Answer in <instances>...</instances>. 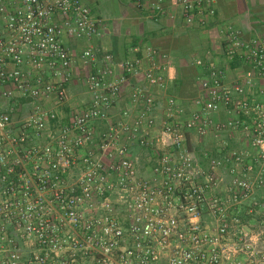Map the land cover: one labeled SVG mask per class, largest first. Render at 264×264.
Masks as SVG:
<instances>
[{
    "label": "built area",
    "instance_id": "1",
    "mask_svg": "<svg viewBox=\"0 0 264 264\" xmlns=\"http://www.w3.org/2000/svg\"><path fill=\"white\" fill-rule=\"evenodd\" d=\"M173 7L197 31L217 18L215 0ZM108 29L83 0H0V264H264V34L222 25V59L195 58L201 93L184 105L172 56L101 55Z\"/></svg>",
    "mask_w": 264,
    "mask_h": 264
},
{
    "label": "crops",
    "instance_id": "2",
    "mask_svg": "<svg viewBox=\"0 0 264 264\" xmlns=\"http://www.w3.org/2000/svg\"><path fill=\"white\" fill-rule=\"evenodd\" d=\"M176 1L169 0L171 10L177 14L176 18L166 17L160 22L150 20L146 14L139 11L134 0H110L111 11H108V7L106 8L108 13L104 12L105 14H98L92 8L95 16L104 20L109 28L106 37L96 41L94 45L97 46L101 55L108 51L115 54L118 59L125 58L130 47L137 42L154 46L161 53L171 55L173 69L169 90L172 92L169 93L179 99L182 104L190 105L191 101L201 93L198 79L194 77L191 80L188 76L192 71L193 73L198 71L193 64L195 58L212 51L214 56H218L219 60L222 59L219 28L224 24L241 29L247 40L263 35L264 0H215L217 18L206 32L189 28L184 23L180 10L173 7ZM101 2L102 0H92L94 5H100ZM104 5L106 6L105 2ZM74 45L79 47V51L87 46V43L77 42ZM245 68L238 65L233 67V70L229 72V81H234L238 73ZM185 76L188 79L185 80ZM141 77L133 79L132 86L126 87L122 99L123 106L127 104L132 88L138 84H145ZM181 79L185 80V84L178 94L173 85L175 80ZM235 136L236 140L231 141V144L244 148L247 143L242 140V134Z\"/></svg>",
    "mask_w": 264,
    "mask_h": 264
},
{
    "label": "rangeland",
    "instance_id": "3",
    "mask_svg": "<svg viewBox=\"0 0 264 264\" xmlns=\"http://www.w3.org/2000/svg\"><path fill=\"white\" fill-rule=\"evenodd\" d=\"M84 1V0H83ZM110 0H102L101 4L100 5H94V4H91L89 5L86 1H84L87 5H89L91 8H94L96 13L100 14H105L104 12L108 13V11H111V4L109 3ZM104 2L106 3V6L104 5ZM103 5H104V8H103ZM108 11L106 8H108ZM100 10H103V11H100ZM73 100L72 102H74V104L78 105V104H81L82 102H85L87 101V96L85 94V91L84 89L82 88V86H77L74 90H73Z\"/></svg>",
    "mask_w": 264,
    "mask_h": 264
},
{
    "label": "trees",
    "instance_id": "4",
    "mask_svg": "<svg viewBox=\"0 0 264 264\" xmlns=\"http://www.w3.org/2000/svg\"><path fill=\"white\" fill-rule=\"evenodd\" d=\"M84 1H86L88 4H92V0H84ZM138 43H140V42H137L135 45H137ZM239 66V63L238 64H233L232 66L233 67H236V66ZM197 69V68H196ZM198 71L196 72V73H193V71L190 73V75H188V76H190L191 78V80H193V78L195 77L196 79H198L199 78V76L201 75V72L199 71V69H197ZM195 71V70H194ZM186 79H188L186 76H185V80ZM185 80H175L174 81V85H173V88H175L176 89V92L179 94V91L183 88V86H184V82H185ZM169 92H172V91H169ZM231 148V147H230ZM230 148H229V150H230ZM198 151H200L199 149H198ZM211 155H212V157L214 158V159H217L218 157H219V155H218V151L217 150H213L212 151V153H211Z\"/></svg>",
    "mask_w": 264,
    "mask_h": 264
}]
</instances>
